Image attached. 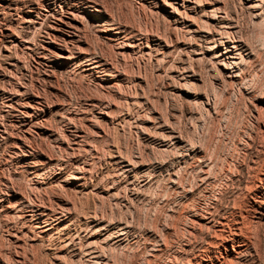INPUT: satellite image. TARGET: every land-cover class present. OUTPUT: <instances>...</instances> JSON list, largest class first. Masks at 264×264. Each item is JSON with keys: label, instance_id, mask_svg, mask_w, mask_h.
Segmentation results:
<instances>
[{"label": "rangeland", "instance_id": "374dc122", "mask_svg": "<svg viewBox=\"0 0 264 264\" xmlns=\"http://www.w3.org/2000/svg\"><path fill=\"white\" fill-rule=\"evenodd\" d=\"M104 1H107L108 6L110 4L115 8L114 9L111 6L109 7L116 17L125 20L129 25H131L138 31L148 34V37H152L150 35L151 31L154 32L155 30H157L159 32H163L165 31L164 29L167 28L165 22L166 20L163 17L165 13L163 11L164 8L159 6H152L150 4L151 0ZM222 1L225 3L227 2V5L231 6L230 8H232V10L235 12V16L233 14V17L237 19L241 27V38L243 41L245 40L244 42L248 45V47L252 49V54L255 53L254 55H252L253 58L250 57L251 61L249 58H246V65L248 66V68L246 66L245 75L247 77V80L246 83H243V85L241 86H239V84H235V86H228L226 85L229 84L228 82L223 83L219 79L217 80L211 78L212 74L209 75V72L207 73L206 70L205 64L207 62L205 63L204 61L194 59L192 58L193 56L190 57L191 54L188 53H182L179 56L177 54V50L172 51L171 56L174 58V63H176L177 66L174 63L173 66L169 65L168 61L170 59L168 58L163 63V71H159L156 69V62L154 63L153 59H149L146 55H144L145 57L141 55V57L139 52L135 51L132 55L126 56V59L123 60L122 63L119 65V69L121 70V73L124 76V81L122 84L123 87L121 86V91H123V93L126 91V93L129 94V92L133 90V87L135 86L138 90L137 95L138 92L140 93V97L143 94L140 99H136L135 101H141L144 105H141V102L136 105V102H134L135 104L130 102L125 103L123 101L119 102L116 96L112 94L108 95L102 92L99 88H96L94 86L92 78L89 75L84 74L79 69H67L68 66L65 63H60V65L56 66H48L49 69H46L42 64L36 62V55L33 50H18L16 52L18 64L16 65V67L10 70H8L0 60V177L4 176L5 178L8 177L7 179L12 180L9 181L13 183L14 187L17 190V195L18 197H21V199L26 200L32 198L39 205L44 201L41 206L53 209L51 210L52 212L49 214L50 217L48 216V221H51V225H53L49 229L50 233L48 232L47 234L38 236L36 235L37 237L34 236L37 239H30L26 237V239L24 238L21 241L22 247L20 246L18 248L21 254L24 255L25 262H22L20 264H58L59 262L61 263V261L63 263L65 262L66 264H81L80 262H78L76 257H73V259H71L72 257H70L67 253H64V256L62 257L63 259L61 260L53 258L51 256V250L53 248L52 238H55L57 235H65V231L74 232V228L78 229V227L80 226H83L84 228V224L82 223H84V220L87 218L90 212L92 213V215H94V212L96 214L94 216L98 215L97 217H103L104 221L111 222L113 220L112 224L115 225L117 223H121L124 225L127 222L125 226H128V232H126L127 237H124V239L126 238L124 240L125 242L122 241L118 244L108 243L111 246H109L108 244L105 245L107 246V249H105L107 250L109 256L111 255V259L113 258L112 260H116L115 262L117 264H128L129 260H133V264H140L143 258V247L146 243H148L146 228L149 225H153V222L160 221V223H168L169 227L166 228L161 229L158 227V224L156 227H154V229L157 230L156 232H158L159 235H163V238L167 236L168 238L166 237V239H169L171 238V236H175V240L173 239L172 245L166 248L165 252L167 253L164 252V254H162L160 257L156 255L155 257L151 258L153 264H163L168 256H172V254H174L177 250L181 249L180 244L182 243L176 240V234L179 233L177 235H180L182 231L181 227H178V225H180V221L184 217V214L188 207L193 208L197 204L203 205L205 203H209V209H211V211L213 210L212 212L215 217H217L218 215L227 214L226 206H228L233 200L236 199V197L234 198V196H237L239 194V190L242 189L241 187H243V182L239 180V176H242L244 179L249 175H253V170L259 168L261 164L264 163V160L262 159V156H264V20H260V22L259 20L256 21L250 19V16H248L249 14H246L247 12H245L244 14L245 10H242L240 8L241 3L238 0ZM10 2L13 3V8L15 9H9L7 6L0 9V29L5 24L10 23L16 30H18L19 24L15 22L16 17L20 13H23L26 9H29L34 4L37 7V15H40H38L37 18L39 21L45 19L43 14L46 12V10H49L53 7L58 8L59 4V0H10ZM16 24L17 26H14ZM36 31L35 28H31L29 31L30 40L32 42L37 41V38L35 37L37 36ZM91 35L89 36V43L95 45L97 44L95 43V41L97 42L98 40V45L104 48L105 51L108 50V55L106 56L109 58V60L111 59L110 62L114 63L115 57H113V51L110 52V49H108L104 45L103 40H101L100 37H96L92 33ZM184 36L185 35L181 33L177 34V37L179 39L183 37L181 40H189L187 39V36ZM99 40H101V42ZM248 42L250 44H248ZM222 49L223 48H221V50ZM181 57L182 62L187 64V61H190V63L188 64L190 65L192 63L191 66L195 68L197 72L199 71V75L201 74L200 80L197 83H194L192 84V86L189 87L186 86V89H189L190 91H187L185 88L178 87L176 72H172L171 70H169L171 67H173V69H176L177 67L179 68V66H181ZM183 59L186 61H184ZM167 68H169V71L167 70ZM6 70L9 74L8 77L3 76L2 74V72H6ZM47 74L49 75L47 76ZM139 84L142 86V88H139L141 87ZM175 84L176 93L172 92L173 86ZM19 85L24 86L30 93H39V95L42 96V98L44 99L43 101L45 103L48 102V110L44 112L38 110V113H40V115H44L42 117H44L45 119V125H48L47 127L49 128L52 127L51 129L57 131L60 136L64 135L65 125H67L68 123L67 118L64 117L65 115L60 109V105H68L69 108L74 109H84L86 110V112L88 111L87 115L89 117L91 116V118H94L93 115L97 113H95V109L91 110L90 107L87 105L90 100H102L101 102L103 104L113 101V105L111 106L112 109H109V114L111 116L113 115L112 117H114L113 121L106 122L105 119L97 118L96 122L99 120L97 123L104 130L103 134H100L101 136H99L92 133L91 135H89L88 138H86V145L92 147V151L85 152L84 149L82 150V148H79L75 149L74 153L71 154L70 150H66L61 147H58L57 145H54V141L49 139V137L44 134H41L42 136H38L35 139L31 140L32 142L30 141V145H32L30 146V149L41 150V155L51 157V161L45 163V166L43 165L44 169L42 170L44 171L41 173V175H39L41 178V176L46 173L41 178L43 179L44 183H42L40 188L33 186L30 181H28V177L32 175V172L29 168H27L25 160H29V158H21L20 156H17L13 152V148L11 146V141L17 136H22V133L24 132L22 128L26 127V125L19 122L18 117H16L17 115L15 114L16 111L7 104L8 92H15V90L17 91V87ZM129 86L131 87L129 88ZM238 86L241 88L240 90L242 91L239 92V90H237V88H239ZM52 90H55L56 92ZM192 92H202L204 94L206 93L210 99H212V97L216 95L217 111L212 113H210L211 111H206L203 108V104L200 105L201 103L199 101H194V99H192ZM110 99L112 101H110ZM51 102H55V104H58L55 107V105H50L52 104ZM126 104H128V106ZM218 109H220V111ZM127 113L132 116H137L141 113L142 116H149L151 120H155L154 118L158 116L156 120L165 121L167 122V124L169 123L168 125H172L176 129L178 127V133H180V136L186 140L185 146L181 145V143L179 145H174L170 143L169 147H167L165 150H162L161 147L158 145L159 143H156L160 139V134L158 137H156L158 139L148 135H140L135 130V127L131 125L132 123H127V121L125 120L124 117ZM146 113H148L149 115ZM151 114L153 116H150ZM253 115L257 116L258 119H254ZM77 121V125H82L83 128L88 131V128H86L87 125H85L87 124V122L84 121V119H78ZM129 123L131 126L129 125ZM4 129H7L6 132L10 134H7L6 138H2L1 136V131H3ZM106 130L107 132H105ZM146 131L150 134L154 133L153 129H151L150 127H148V130ZM248 136H251L252 139L251 141H249L250 144L244 147H240L237 143L239 141L247 140ZM189 144H192L197 149L196 152H192V150H187ZM117 149L122 151L123 156H125L126 158H128L129 154L132 152L135 154L137 153V159H139V162L133 167H131V169L124 170L120 159L118 157L114 158L113 156L115 155V153H117L115 152V150ZM198 151H200L199 153L201 154L203 153L202 155L205 156L202 158L199 157ZM238 151H240V154L238 153ZM10 152L13 158L10 156ZM68 155L72 156L69 157ZM236 155H239L238 159L240 160L242 168L236 166L233 167V156L236 157ZM198 158L199 161L201 160L200 162L197 161ZM209 160H211V168L208 169L205 166L204 162ZM82 161L87 164V172L85 176L86 184L83 189L77 191L72 181L62 182L57 180L55 174L58 171H60V175L62 176L67 175L73 170L74 167L81 166ZM217 163L219 165H217ZM222 164L226 166V168H230L232 166L229 170H232L233 172L234 168L236 167L234 173L237 174L228 177V175L220 173L219 168H221ZM248 164L254 165L253 169H249V175H247ZM59 165L63 167H60ZM202 169L203 171H201ZM242 171L243 174L241 175ZM202 172L203 176H208V173L209 176H219L217 178L216 183H214L213 185L210 184L209 176L205 179V177L202 176ZM244 172L246 174H244ZM200 175L203 178H201ZM192 178L195 179V181ZM176 181L178 183V186H182L181 188H176ZM190 181H192L193 183H190ZM60 183H62V186L60 185ZM0 187L4 188V185L1 181ZM211 187L213 191H211ZM113 188V194L109 195L107 191ZM74 189L76 190L74 191ZM81 191L84 193H82ZM53 196H58L60 198L67 199L71 202L70 204L72 205L71 207L73 208V210L72 208H70L72 211L70 210L71 212L67 213V216H65L66 213L63 214V218H66L63 222L64 224L55 221V216L57 213L53 211L55 210V208L58 207H56L57 205L54 202ZM50 201L52 202L50 203ZM56 210L58 211L60 210V208ZM64 211L66 212V210H62L60 212ZM1 212L2 211H0V234L2 235L4 232L5 225L3 220L5 218H10L12 212H7L8 215L9 213H11L9 216H5L7 215L6 212L3 211L4 213L2 212V214ZM252 212H250L248 220L250 221L249 225L251 227V239L257 247L253 248L251 252L249 251V254L246 252V260H244L242 264H257L260 261L263 262L264 260V210H262L261 212L256 211L255 213ZM113 218H115L116 221ZM155 219L157 221H155ZM18 223H20V220L18 221ZM23 223L24 225H26V223L28 225L29 220H25ZM61 226L63 229L65 227V229L63 230L62 228H59ZM57 229L60 230L57 231ZM179 230L181 231L179 232ZM55 233L56 235H54ZM46 235L50 236V240L47 238L48 236ZM195 236H197V238L193 236L195 239L200 240L201 236L199 234ZM3 240L4 238H0V242L2 241L0 244L2 245L1 250H3L2 252H4V254H2L3 256H5L6 254L9 255V250H11L12 247H8V243ZM254 249H256L255 252ZM143 263L144 262H142L141 264Z\"/></svg>", "mask_w": 264, "mask_h": 264}, {"label": "bare ground", "instance_id": "6f19581e", "mask_svg": "<svg viewBox=\"0 0 264 264\" xmlns=\"http://www.w3.org/2000/svg\"><path fill=\"white\" fill-rule=\"evenodd\" d=\"M238 1L241 3L240 8L242 10H245L244 14L245 12H247L246 14H249L248 16H250V19L256 20V21L264 20V0H238ZM150 4L152 6H159V7L164 8L163 11L165 13L163 17L166 20L165 22L167 25V28L164 29L165 31L163 32H159L157 30H155L154 32L151 31L150 35L152 37H148L149 36L148 34L138 31L137 29L129 25L125 20H122L116 17L114 13L112 12V10L109 8L111 5L109 4L108 6L107 1L105 2L104 0H59L58 8L53 7L49 10H46V12L43 14L45 18L43 19L44 21L43 20L39 21L37 19L39 14L37 15V7L34 4L29 9H26L23 13H20V14L18 13L19 15L16 17V20H15V22L19 24L18 30H16L10 23L5 24L3 27H1L0 29V40H1L0 60L4 64V66L8 70H10L16 67V65L18 64V58L16 57L17 55L16 52L18 50L20 49L33 50L36 55V62L39 64H42L46 69H49L48 66H56V65H60V63H65L68 66L67 69H70V70L79 69L84 74L89 75L92 78V82L94 86L96 88H99L102 92L108 95L112 94L116 96L119 102L120 101H123L125 103L136 102L137 103L136 105H138V103H140L141 101L137 102L135 100L140 99L143 96V94L140 97L139 96L140 93L138 92V95H137L138 90L136 89L134 85H132L134 86L133 90H131L130 92L128 91L129 94H127L126 91L124 93L123 91H121L123 87L122 84L124 81V76L121 73V70L119 69V65L122 63L123 60L126 59V56L132 55L135 51L139 52L140 56L146 55L149 59L150 58L153 59L154 63L156 62V69L159 71H163V68H162L164 67L163 63L168 58L170 59L168 61L169 65L173 66L174 58L171 56L172 51L177 50V54L179 56L182 53H188V54H191V56L190 55L188 56L190 57L193 56L192 58L194 59L204 61L205 63L207 62L205 64L206 70H207V73L209 72V75L212 74L211 78H214L217 80L219 79L223 83L228 82L229 84H226L228 86L229 85L235 86V84L236 85L239 84V86H241L243 85V83H246V80H247V77L245 75L246 74L245 70L247 66L246 58H249V59L250 57L253 58L252 55H254L255 53L252 54L253 53L252 49L248 47V45L244 42L245 40L244 41L242 40L241 35H240L241 27L237 19L233 17V14L235 12L232 10V8H230L231 6L227 5L228 4L227 2L225 3L222 0H151ZM5 6H7L9 9H15L13 8V3L10 2V0H0V9H2ZM14 26H17V24ZM31 28H35V31L37 29L36 31L37 36L34 35L37 38L36 39L37 41L32 42L30 40L29 31ZM91 33L94 34L96 37H100L101 40H103L104 45L108 49H110V52L113 51V54L115 56L113 54L112 55L113 57H115V62L113 58L112 60L114 63L110 62L111 59L109 60V58L106 56L108 55L107 53L108 50L105 51L104 48L98 45L99 43L98 40L97 42L95 41V43H97L95 45L89 43L90 42L89 36L91 35ZM178 33L179 34L181 33L187 36V39L189 40L187 41L181 40L183 37L179 39L177 37ZM101 40L99 41L101 42ZM248 44L250 43L248 42ZM221 48L223 49L221 50ZM181 59L182 57L180 58V61ZM187 62L190 63V61H187ZM188 63L185 64L184 62L181 61L180 62L181 66H179V68L178 67L176 69H173V67L171 68L169 67L170 69L167 68V70L169 69L172 72L173 71L176 72L177 86L181 88H185V89H186V86L189 87V86H192V84L197 83L201 77L200 76L201 74L199 75V71L197 72L195 68L191 66L192 63L190 65ZM174 64L177 66L176 63ZM2 74L3 76H6V77H8L9 75L7 73V70L6 72H2ZM48 75L49 74H47V76ZM130 87L131 86H129V88ZM139 88H142V86ZM240 89H241L240 87L237 88L239 92L242 91ZM186 90L190 91L189 89H186ZM52 91L56 92L55 90H52ZM172 92L176 93V84L173 86ZM192 93H193L192 99H194V101H199L201 103V104L199 103L200 105L203 104V108L206 111H209V112L211 111L210 113L217 111L216 110L217 109L216 108V104H217L216 95L213 96L212 99H210L206 93L205 94L202 92H196V93L192 92ZM43 100L44 99L42 98V96L39 95V93H30L29 91H27V89L24 86H20V85L17 87V91L15 90V92H8V95H7L8 106L12 107L16 111L15 114L17 115L16 117H18L19 122L26 125L25 128H22L24 131L22 133L23 135L22 136L16 135L17 137L11 141L13 152L17 156H20L21 158H29V160H25L27 168H29L32 172V175L28 177L29 179L28 181H30V183L33 186L39 187V188L42 185V183H44L43 179L41 178L46 173H44L41 176V178L39 175H41V173L44 171L42 170L44 169L43 165L47 162H50L51 157H48L46 155H41L42 154L41 150L30 149V146H32L30 145L31 140L35 139L38 136H42L41 134H44L47 137H49V139L54 141L55 143L54 145H57L58 147H61L66 150H70L71 154L74 153L75 149H79V148L80 149L82 148V150L84 149L85 152L86 151L89 152V151H92V147L86 145V138H88L89 135H91L92 133L95 135L101 136L100 134H103L104 132V130L97 123L99 120L96 122V119L102 118V119H105L107 122V121H113V118H114L112 117L113 115L111 116L109 114V109L113 105L112 103L113 101L111 99L110 101L112 102H109L106 104H103L101 102L102 100L101 101L98 99L90 100V102L87 105L90 107L91 110L95 109L96 111L95 113L97 114L93 115L94 118H91V116L89 117L87 115L88 111L86 112V110L84 109H74V108H69L68 105L67 106L60 105V109L65 115L64 117H66L68 120L67 125H65V133L63 136H60L57 133V131L51 129L52 127L49 128L47 127L48 125L47 126L45 125V119L44 117H42L44 115L42 114L40 115V113H38V110H41L42 112H44L48 110L49 108V104H47L48 102L45 103ZM57 104H55L54 102L50 105H55L56 107ZM142 104L143 102H141V105ZM126 105L128 106V104ZM218 110L220 111V109ZM150 116H153V115L151 114ZM253 116H254V119L256 120L258 119L257 116L255 115ZM157 117L158 116H156L154 119L156 120ZM124 118L127 121V123L128 122L132 123L131 125H133L135 127V130L142 136L148 135V136H152L156 138L160 134V137H159L160 139L156 143H159L158 145L161 147L162 150H165L167 147H169L170 143L174 145L175 144L179 145L181 143V145L185 146L186 140L180 136V133H178V130H177L178 127L176 129L174 126L168 125L169 123L167 124V122L165 121H159V120L155 121L153 119L151 120L149 116H142L141 113L140 115H137V116H132L127 113ZM78 119H84V121L87 122V124L85 125H87L86 128H88V131L90 130L89 132L86 129H84L82 125L80 124L77 125ZM148 127L153 129L154 133L151 132L153 134H150L149 132L146 131L148 130ZM6 130L4 129L3 131H1L2 138H6L7 134L10 135L9 133L6 132ZM105 132H107V130ZM251 140H252L251 136L250 137L248 136L247 140L239 141L237 144H239L240 147H244L250 144L249 141ZM187 150H192V152H196L197 149L192 144H189ZM115 152H117L115 153L116 156L115 155L113 156L114 158L118 157L120 159L124 170L131 169V167H133L139 162L138 161L139 159H137L138 158L137 153L135 154L132 152L129 154V157L126 158L125 156H123L122 151L117 149L115 150ZM199 152L200 151H198V153ZM239 152L240 151H238V153ZM202 154L199 153V157L202 158L205 156V155L203 156ZM10 156H11V152H10ZM238 156L239 155H236V157L233 156L234 157L233 167L236 166V167L242 168V165L240 163V160L238 159ZM262 157H263L262 159L264 160V156ZM83 161L81 162L82 163L81 166L74 167L73 170L69 174L62 176L60 175L61 174L60 171H58L56 174L54 173L56 175L55 177L57 178L58 181H62V182L72 181L77 191H80V189H83V187H85V184H86L85 176L87 172V164H85V162ZM197 161L200 162L201 160L199 161V158H198ZM210 162L211 160L204 162L205 166L208 169L211 168ZM217 165L219 164L217 163ZM60 167H63V166H60ZM230 168L228 167L226 168V166L222 164L221 168H219L220 173L226 174L228 175V177H231L237 174V173H234L235 168H234V172L232 170H229ZM253 168H254L253 164L247 165V171H248L247 175H249V169H253ZM203 169L201 171H203ZM242 174H243V171L241 175ZM244 174L246 173L244 172ZM252 174L253 175H249L245 177L244 179L242 176H239L240 177L239 180L243 182V187H241L242 189L239 190V194L237 196H234V198L236 197V199L233 200L231 203L229 201L230 204L228 206L225 205L227 208V214H222V215H218L217 217H215L212 212L213 210L211 211V209H209L210 208L209 203H205L203 205L197 204L193 208L188 207V209H186L185 214L183 213L184 217L180 221V225H178V227H181L182 231L179 230V232L181 231L180 235H177L179 233L177 234L175 233L176 240L182 243L180 244L181 249L178 248L179 250H177L174 254H172V256H168L165 259L163 264H242L243 261L246 260L245 259L246 252L247 253L249 251L251 252L253 248L257 247L255 246L256 244L253 243L251 239V227L249 225L250 221L248 220V216L250 212L252 211L255 213L256 211L261 212L262 210H264V163L261 164L259 168L253 170ZM202 176H203V172H202ZM202 176L201 178L205 177L206 179V177L209 176V173H208V176L207 175L203 177ZM218 177L219 176L217 175L209 176L210 184L213 185L214 183H216ZM7 178H5L4 176L0 177V181L4 185V188L2 187L3 189L0 187L1 188L0 189V211L2 212L4 211L6 213L12 212V215H10L11 213H9L10 218H5L3 220L5 224L4 232L2 230L3 234L2 235L0 234V235L3 237L0 236V238H4L3 241H6L8 243L7 244L8 247L10 248L12 247V249L11 250L8 249L9 255L6 254L7 256L5 255L6 256L5 257L3 256L4 254V252H2L3 250H1L2 245H0V264H20L22 262H25L24 261L25 257L23 254H21L18 248L22 244L21 241L24 238L26 239V237L30 239H34L38 235L47 234L49 232V229L53 226L51 225V221L50 222L48 221L49 220L48 216L50 217L49 214L52 212L51 210L53 209L51 208L49 209L44 206H41L44 201L39 205L32 198L26 199L27 198L26 197L25 198L26 200H24V199H21V197H18L16 188L14 187L13 183L10 182L12 180L7 179ZM195 179L193 180L195 181ZM190 183H193V182L190 181ZM61 184L62 183H60V185ZM177 187L181 188L182 186H178V183L176 181V188ZM76 189H74V191ZM113 190L114 188L108 190L107 193L109 195H112ZM211 191H213L212 187H211ZM53 198H54V202L57 205L56 207L60 208V210L58 211L56 210L58 208H55V210L53 211L57 213L55 216V221L62 224L64 220L66 219V218L65 219L63 218L64 217L63 214L66 213L65 216H67V213L73 210V208L71 207L72 205L70 204L71 202L67 199L60 198L58 196H53ZM51 202L52 201H50V203ZM70 208H72V210ZM62 210H66V212L65 211L60 212ZM93 214L96 215L94 212ZM9 215L7 213V215L5 216H9ZM94 215H92L91 212L88 214L87 218L84 220V223H82L84 224V228L83 226H80L78 227V229L74 228L75 229L74 232L65 231L66 232L64 233L65 235H60V236L57 235L55 238L53 237L52 238L53 248L51 250V256L53 258H57L61 260L63 259L62 257L64 256V253H67L70 257H72L71 259H73V257H76L78 262H80L81 264H117L115 262L116 260L115 261L112 260L113 258L111 259L110 257L111 255L109 256L106 250L107 246L105 245L108 243L118 244L126 239V238L124 239V237L126 236V232H128V226H125L127 222L125 221L126 223L124 225L121 223H117L115 225V224H112L113 220L112 221L110 220L111 222L104 221L103 217L100 218V217H97L98 215L97 216H94ZM19 220H20V223H18ZM25 220H29L28 225L27 223L26 225H24L23 222ZM157 220L155 219V221ZM152 224L153 225H149L148 227L145 225L147 227L146 235H147L148 243H146L143 247V251H144V252L142 251L143 258L140 264L142 262H144L143 264H151L152 263L151 258L155 257L156 255L160 257L162 254H164V252L166 251V248L172 245L173 239L175 237V236H171V238L166 239L167 237L166 236L163 238V235H159L158 232H156L157 230L154 229V227H156L157 224H158V227L161 229L169 227L168 223L167 224L160 223V221L159 222L157 221V222H153ZM59 228H62V226ZM59 230L57 229V231ZM197 234L201 236L200 240H197L194 238V237L197 238V236H195ZM54 235H56V233ZM49 237L50 236H48L47 238L49 239ZM110 250H111V247H110ZM255 251L256 249H254V252ZM61 263L64 264L65 262L63 263L61 261ZM128 264H133V260L132 261L129 260ZM257 264H264V260L263 262L260 261Z\"/></svg>", "mask_w": 264, "mask_h": 264}]
</instances>
